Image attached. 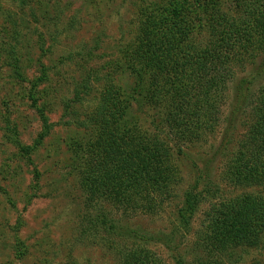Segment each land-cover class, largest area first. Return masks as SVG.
I'll return each mask as SVG.
<instances>
[{
	"label": "rangeland",
	"instance_id": "obj_1",
	"mask_svg": "<svg viewBox=\"0 0 264 264\" xmlns=\"http://www.w3.org/2000/svg\"><path fill=\"white\" fill-rule=\"evenodd\" d=\"M145 1L0 0L1 40L10 43L9 36L17 33L18 40L12 42L18 43L23 55L21 76L6 65V54L0 59V264H121L120 245L116 242L136 244L127 233L117 240L94 230L90 217L101 210L127 229L165 234L169 246L166 242L146 245L165 264H178L179 257L185 264H198V257L204 258L205 264H264L263 246L225 251L213 258L210 256L217 254L206 258L201 253L205 245L200 228L204 211L211 204L264 191L262 186L236 185L227 178L226 164L237 152L235 144L224 156L209 161L227 125L233 100L231 84L217 130L205 134L200 142L182 146V151L174 142L173 160L179 177L171 200L155 210H130L104 199L88 206L75 152L78 156V147L94 138L88 117L105 89H119L128 105L126 118L138 119L146 130L156 133L151 123L152 109L138 97L137 101L132 95L129 99L135 77L126 71L129 62L122 54L134 39L136 17ZM248 69L249 65H241L237 72L244 74ZM44 71L45 78L37 91L51 129L31 162L12 142L18 133L23 144L33 145L45 129L29 97L34 81ZM84 79H90L93 88L80 105L72 99ZM65 102L70 103L68 108ZM238 121L235 141L245 132L248 115ZM203 169L211 173L210 181L202 176L199 185L200 191H207L208 200L186 230L178 225L177 209L184 191L195 184ZM20 242L26 251L22 257L17 254Z\"/></svg>",
	"mask_w": 264,
	"mask_h": 264
},
{
	"label": "trees",
	"instance_id": "obj_2",
	"mask_svg": "<svg viewBox=\"0 0 264 264\" xmlns=\"http://www.w3.org/2000/svg\"><path fill=\"white\" fill-rule=\"evenodd\" d=\"M145 2L136 17L134 39L122 54L129 62L126 71L135 77L129 99L132 95L137 101L138 97L152 109L151 123L156 133L146 130L140 120L126 118L128 105L119 89H105L88 117L94 138L85 146L79 145L78 156L75 152L88 206L104 199L130 210H155L171 200L179 177L173 160L174 142L182 151V146L200 142L205 134L217 130L230 84V114L222 141L209 161L224 156L235 144L237 152L226 164L227 178L236 185H259L264 189V0ZM9 40L6 43L0 37V59L6 54V65L21 76L23 55L18 43L12 42L18 40L17 33ZM245 64L249 69L239 74L237 67ZM42 69L48 70L46 66ZM45 75L44 71L34 81L29 93L45 129L33 145L23 144L18 133L12 142L31 162L51 129L37 91ZM92 88L90 79H84L75 90L73 102L85 103ZM65 105L68 108L70 103ZM245 114L249 120L245 132L235 141L238 119ZM160 133H166V138ZM209 174L203 169L195 184L184 191L177 209L179 227L189 230L201 205L208 200L207 191H200L199 185L202 176L210 181ZM89 221L94 230L106 232L109 238L122 240L127 233L133 239V246L116 242L120 245L121 264H165L146 247L151 242L165 244V234L127 229L102 210ZM200 233L205 245L201 253L206 258L225 251L264 247V191L211 204L204 211ZM166 244L169 246V241ZM21 245L25 247L23 242ZM17 254L22 257L26 251L21 246ZM196 259L198 264H205L204 258ZM177 261L185 264L182 257Z\"/></svg>",
	"mask_w": 264,
	"mask_h": 264
}]
</instances>
